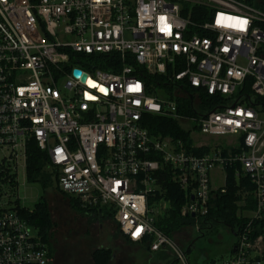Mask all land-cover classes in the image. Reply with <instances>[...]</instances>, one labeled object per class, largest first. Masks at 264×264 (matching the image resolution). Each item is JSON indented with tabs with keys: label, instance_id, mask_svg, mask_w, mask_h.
Returning a JSON list of instances; mask_svg holds the SVG:
<instances>
[{
	"label": "built area",
	"instance_id": "obj_1",
	"mask_svg": "<svg viewBox=\"0 0 264 264\" xmlns=\"http://www.w3.org/2000/svg\"><path fill=\"white\" fill-rule=\"evenodd\" d=\"M260 3L0 0V264L51 261L1 192L26 170L31 143L46 154L59 193L102 211L100 219L112 220L128 242L152 254L169 251L177 264H189L184 250L154 224L164 203L148 204L161 192L162 169L186 192L181 215L195 220L207 214L214 192H224L226 168L238 165L234 177L253 187L254 209L237 204L244 222L224 264H264ZM115 62L117 72L97 68L113 70ZM145 76L166 84L151 88ZM149 115L179 123L190 143L152 136L142 119ZM195 133L229 141L195 145ZM214 170L224 174L218 189L210 187Z\"/></svg>",
	"mask_w": 264,
	"mask_h": 264
},
{
	"label": "rangeland",
	"instance_id": "obj_2",
	"mask_svg": "<svg viewBox=\"0 0 264 264\" xmlns=\"http://www.w3.org/2000/svg\"><path fill=\"white\" fill-rule=\"evenodd\" d=\"M225 140L228 139L215 140L197 133L192 136V144L195 145L211 144L215 141L221 143ZM210 174V187L213 189L222 187L224 174L217 170ZM16 181V186L7 185L3 191L1 190L6 196L3 200L11 202V206L17 202L20 208L31 210L41 198H44L49 207L53 228L48 246L52 250V255L55 253V258L52 256L48 264H93L91 255L97 250L96 247L100 246L98 249L112 247L116 253L123 254V257L127 258L124 264H173L175 261L169 251L152 254L145 247L137 248L122 241L121 245L125 248L123 250L115 243V240H121V237L112 220L93 219L74 210L70 207L69 200L58 192L54 181H51L47 190L43 191L41 183L27 181L25 169L18 171ZM163 207L164 204L158 207L157 213L162 214ZM201 220L202 218L195 219L194 226L181 227L171 237L173 243L184 252L189 250L187 254L185 253L189 264H224L235 243L234 236L227 227L216 223L200 233L198 224ZM161 253L164 254L163 257Z\"/></svg>",
	"mask_w": 264,
	"mask_h": 264
},
{
	"label": "trees",
	"instance_id": "obj_3",
	"mask_svg": "<svg viewBox=\"0 0 264 264\" xmlns=\"http://www.w3.org/2000/svg\"><path fill=\"white\" fill-rule=\"evenodd\" d=\"M34 0H31V2ZM256 8L260 11H264V1L262 0L260 5H257ZM111 59L105 61L106 63L114 62V55L108 56ZM107 58V57H105ZM112 69H109V66L105 64L100 65L99 68L102 71L111 70L117 72L119 70V63H114L111 65ZM147 84L152 87H163L165 86V78L159 76H145ZM194 90H189L188 95L191 96L195 94ZM203 96V95H202ZM204 103H208V111L213 110L214 107L211 106L209 100H205L203 97ZM143 123L150 133L154 137H170L174 140H181L185 145L190 143L189 135L184 132L179 125V123L168 119V118H159L155 116H144ZM27 159H26V170L25 175L28 182L31 183H41L42 190H47L50 186L51 181L55 182L54 174L49 173V165L47 156L44 152L39 151L34 144H29L27 148ZM202 151H196L199 154ZM238 165L226 168L225 173L227 174L226 184L224 186V192L221 193V190H218L212 194L210 198V207L207 214L202 218L198 224V231L202 233V230H207L213 226L214 223L220 224L227 227L232 235H235V229H237L243 221V219L237 215L238 210L240 209L237 204L239 201H246L245 209L252 211L254 209V203L251 199V193L253 192V187L249 185L248 181L245 178H241L238 181L235 179L234 170ZM159 186L160 193H156L152 198L148 200V204H166V209L155 216V227L162 232L166 237H172L173 234L177 233L183 226H194L195 221L191 217H186L181 215V209L187 202L186 192L182 189H179V186L173 182L170 169L165 167L162 169L161 174L159 175ZM56 185V184H55ZM57 189V188H56ZM247 193L245 196L243 194ZM69 200V205L74 210L80 214L91 216L93 219H99L100 213L93 212L92 210L84 209L82 206L71 198L64 197ZM14 208L17 211L19 217L26 222L29 226L33 227L38 236L41 237L42 241L47 245L48 250L52 256V250L50 249L49 239L51 238V231L53 228V223L50 218L49 207L44 198H41L37 204H35L32 209L20 208L17 202H14ZM264 228V225L261 226ZM117 230V229H116ZM118 234L119 231L117 230ZM121 236V234H120ZM127 243L134 245L126 240ZM143 247V246H142ZM148 251V247L144 246ZM189 250L185 253L187 254ZM162 257L164 256L161 253ZM111 258V252L109 250L97 249L92 255L93 264H108ZM175 264V261H173Z\"/></svg>",
	"mask_w": 264,
	"mask_h": 264
},
{
	"label": "crops",
	"instance_id": "obj_4",
	"mask_svg": "<svg viewBox=\"0 0 264 264\" xmlns=\"http://www.w3.org/2000/svg\"><path fill=\"white\" fill-rule=\"evenodd\" d=\"M100 219V218H99ZM121 237V240H115V243L117 244V245H119L123 250H125V248H123L122 247V245H121V242L123 241V243H127L126 242V238L124 237H122V236H120ZM234 246V245H233ZM135 247H137V248H139V247H141L140 245L138 246V245H135ZM98 248H101V246L100 247H96V249H98ZM102 248H104V247H102ZM95 249V250H96ZM127 249V248H126ZM105 250H109L110 252H111V258H110V260H109V263L108 264H113V263H115V264H124L125 263V260L127 259L125 256L123 257V254H119V253H116V251L114 250V248H112L111 247V249H109V248H105ZM94 251V250H93ZM91 252H92V250H91ZM90 252V253H91ZM51 254V253H50ZM54 258H55V253H54V255H52ZM51 256V257H52ZM162 257V256H161ZM53 258V259H54Z\"/></svg>",
	"mask_w": 264,
	"mask_h": 264
},
{
	"label": "water",
	"instance_id": "obj_5",
	"mask_svg": "<svg viewBox=\"0 0 264 264\" xmlns=\"http://www.w3.org/2000/svg\"><path fill=\"white\" fill-rule=\"evenodd\" d=\"M80 74V72L77 70L75 72H73V76L77 77ZM82 80H84V77H82ZM192 219H194L193 215L190 216ZM232 252H234V250H232Z\"/></svg>",
	"mask_w": 264,
	"mask_h": 264
}]
</instances>
